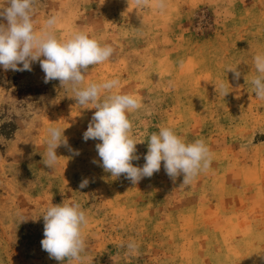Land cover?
I'll list each match as a JSON object with an SVG mask.
<instances>
[{"label": "rangeland", "instance_id": "1", "mask_svg": "<svg viewBox=\"0 0 264 264\" xmlns=\"http://www.w3.org/2000/svg\"><path fill=\"white\" fill-rule=\"evenodd\" d=\"M165 3L161 11L134 0H37L34 19L40 28L58 14V38L79 30L114 47L89 66L85 84L119 78L117 91L142 99L130 114L134 137L145 140L134 166L145 163L150 134L168 126L186 142L203 139L210 168L189 185L183 175L173 182L163 162L135 185L112 177L100 166L101 141L83 140L92 105H78L59 80L45 83L38 61L31 71L0 66V264H67L41 246L42 215L63 201L88 216L83 264H264V100L252 84L253 57L264 54V0ZM49 127L65 129L80 153L61 145L54 169L42 162ZM129 241L137 252L122 247Z\"/></svg>", "mask_w": 264, "mask_h": 264}, {"label": "clouds", "instance_id": "2", "mask_svg": "<svg viewBox=\"0 0 264 264\" xmlns=\"http://www.w3.org/2000/svg\"><path fill=\"white\" fill-rule=\"evenodd\" d=\"M36 3L37 0H6V6H0V66L4 70L31 71L32 63L38 61L45 73V83L59 80L63 88L72 92L78 105L82 108L92 105L91 108L96 109L83 133V140L101 141L95 147L100 166L105 172L115 178L124 175L135 185L141 179L159 172L163 162L165 173L173 182L183 175L181 185H189L210 168L212 154L205 141L196 139L186 142L168 126L150 134L147 139L148 150L143 157L145 163L142 167L134 166L132 161L140 159L136 145L145 140L138 142L134 137L130 114L141 109L142 99L117 91L121 87L119 78L85 84L89 66L108 61L114 55V47L79 30L63 39L58 38L56 28L61 19L58 14L50 15L43 26L37 28L34 19ZM134 3L141 10L149 6L161 11L166 8L165 0H134ZM253 65L257 73L252 79L254 94L257 99L264 100V54H256ZM228 71L234 73V80H239L241 73L237 68L230 67ZM214 85L221 95L229 93L223 82ZM64 130L58 127H49L47 130V147L42 162L51 169L58 163L56 149L61 145L69 148L74 155L80 154L78 150L70 148ZM88 184L89 180L85 178L79 187L83 189ZM42 216V249L57 261L83 264L88 259L83 255L86 252L83 229L88 224V216L81 204L75 201H63L56 205L51 203ZM122 247L129 254L138 250L135 241H129Z\"/></svg>", "mask_w": 264, "mask_h": 264}]
</instances>
